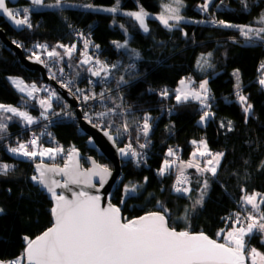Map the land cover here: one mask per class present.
<instances>
[{
    "label": "trees",
    "instance_id": "obj_1",
    "mask_svg": "<svg viewBox=\"0 0 264 264\" xmlns=\"http://www.w3.org/2000/svg\"><path fill=\"white\" fill-rule=\"evenodd\" d=\"M78 1L107 5L116 2V0ZM138 2L146 10L157 15L162 11L163 0ZM203 2L204 0H184L186 7L182 13L186 19L171 31L165 29L154 18L155 16L148 18L150 31L145 33L128 16L82 8H65L62 13L47 8L33 11L31 22L34 27L31 30L17 31L3 17H0V25L6 29L9 37L26 42V46L29 47L38 42L46 43L50 47L57 43L68 44L71 41L78 42V45L83 44L82 39L76 35L77 32L87 35L92 40V45H99V48H90L97 51V58L105 63L120 66L112 71L111 77H108L110 80L108 88H116L120 76L129 81L121 87V93L125 108L131 113L126 117L131 132L118 139L119 145L129 143V136L131 141L139 136V140H144V143L150 145L147 151L148 159L144 164L137 165L134 160L124 162L122 174L124 184H120L111 195L112 200L122 206L125 217L129 219L149 211L160 210L157 202H162L170 211L169 219L172 226L178 229L190 226L192 231L202 230L223 240L217 233L221 229L226 232L231 226V221L226 218L240 211L239 204L243 195L241 189H247L249 193L253 191L264 193V168L260 167L264 161V86L259 83L264 77V69L260 67L261 63H264V44L260 42L246 44L237 29L192 21H207L214 18L233 24L251 23L253 26H261L257 21L260 13L264 12V0H248L247 10L243 8L241 0H223L220 8L215 7L220 4V0H213L208 13L198 8ZM23 3L30 2L22 0L20 4ZM121 24L124 25V29L119 26ZM184 32L187 36L183 35ZM124 40H128L129 49H135L140 53V59H130L128 49L117 48L113 43L114 41L123 43ZM202 56L208 57L212 67L205 66L201 70L197 66V61ZM81 58V55H77L75 63L77 64ZM70 61L65 58L64 62L58 65L68 67L79 80L95 78ZM132 62L139 66V71L132 70L130 78L129 72L125 69ZM235 69H239L241 74L240 92L245 94L248 103L253 105L251 114L243 112V106L236 96V77L233 75ZM9 77L41 83L40 72L28 69L20 61L17 53L0 39V101L26 105L28 109L40 115L42 109L39 108L37 101L27 98L25 93H20ZM185 77H191L195 87H198L201 81L208 80L209 103L212 105L210 111L215 115L204 124L198 123L202 114L199 102L177 104L174 95L167 98L159 95L163 89L174 93L179 87L180 80ZM98 82L99 85H103V80L98 79ZM22 99L28 100V103H22ZM115 99L119 100L118 96ZM55 103L60 110L65 108L64 102ZM146 114L151 116L152 125L147 139L136 127L137 123H142V117ZM222 121L225 124L232 121V131H228L227 127H220ZM116 122L119 124V118ZM22 127L24 124L20 121H12L6 132ZM35 128L37 126H34L33 130ZM33 130L24 129L23 133L29 135ZM52 130L57 137L66 141L69 148L75 146L85 154L96 155L104 164L113 165V162L88 147L89 135L83 132L74 120L68 117L59 119L55 126H52ZM16 135L18 133L12 134L13 137ZM6 139L5 137L0 139L3 160L15 165L16 170L24 169L25 176L15 179L0 175V208L4 209V212L0 213V259L21 256L26 247L23 238L36 237L50 227L54 220L50 213L53 201L30 179L34 174V161L9 152ZM201 139L207 141L212 151L221 150L224 153L217 175L216 177L210 174L202 175L195 169H188L186 175L190 171L194 174L193 181L190 182L191 193L186 196L175 193L173 191L176 182L175 169L163 176L158 173L165 159L167 146L173 145L178 151L182 149L184 156L189 157L195 148L191 141ZM50 161L60 162L58 158ZM83 163L87 164L85 160ZM204 179L209 183L204 204L190 211L188 219L185 220L183 219L185 209H190L194 200L198 198L199 188L202 186L198 181ZM128 181L140 182L141 186L134 196L125 198L123 187ZM253 242L259 250L264 251L258 234L253 237Z\"/></svg>",
    "mask_w": 264,
    "mask_h": 264
},
{
    "label": "snow or ice",
    "instance_id": "obj_2",
    "mask_svg": "<svg viewBox=\"0 0 264 264\" xmlns=\"http://www.w3.org/2000/svg\"><path fill=\"white\" fill-rule=\"evenodd\" d=\"M223 0L215 7L220 8ZM241 4L245 10L248 9V0H241ZM31 7L13 8L9 7V0H0V13L3 14L11 23L20 30H31L34 25L31 22V14L33 11H38L41 8L56 9L61 13L65 8H82L92 11H104L109 13H117L119 9V0H116L115 6L108 8H99L91 3L74 4L69 0H54V3H45V0H30ZM210 5H213V0H204L198 5V8L204 12H209ZM162 11L154 18L160 24L171 31L177 28L186 18L181 14V11L186 7L184 0H170V2L161 5ZM23 13V15H21ZM123 15L132 18L138 24L139 28L145 33L150 31L147 24L148 18L152 15L139 6L136 11H128ZM261 26L256 27L253 24H233L225 20L209 19L207 21H192V23H208L224 28L237 29L239 34L244 38L246 44H256L260 42L264 44V12L260 13L257 21ZM115 23V21H113ZM124 29V25H119ZM71 27V26H70ZM125 31H127L125 29ZM83 41V52L80 65H90L86 69L93 77L107 79L111 76L114 69H118V64L109 65L99 58H94L89 55L88 49L92 45V41L84 36V33L77 32ZM183 35L187 36L184 32ZM19 48H24V44L19 41H13ZM117 48L128 49L130 59H140V53L135 49L128 48V40L123 43L119 41L113 42ZM99 48V45H92ZM34 49H39L40 53L45 54L47 61L54 64L64 62L65 57L71 60L73 53L77 51L75 43L65 45L58 43L56 46L49 49L46 43H37L33 46ZM57 49H62L58 51ZM35 50H32L28 56L29 60H34L40 64L47 62L42 58V55ZM211 53L208 54V57ZM208 57L202 56L197 61V66L203 70L205 66L212 67ZM135 64L130 63L125 69L129 72L130 78L132 70L135 69ZM264 69V63L260 65ZM61 77L64 69L58 68ZM78 75V73H77ZM233 75L236 77V96L239 103L243 106L245 114H251L253 105L248 103V98L240 92V75L239 70H236ZM52 79H57L56 73H51ZM11 83L20 93H26L27 98L36 99L40 92L49 93L46 98H39L38 104L42 109L39 117L31 115L27 110H21L20 107L11 104L0 103V139L6 133L8 124L13 117H18L22 120L25 126L38 124L49 120V112L53 108V99H60L54 90H49L48 87H38L36 83H25L18 77H9ZM124 76H120L117 80V88L121 85L128 84ZM194 82L191 78L180 80L179 87L170 93L168 89L160 91L161 97L167 98L169 95H174L177 104H185L189 101H197L202 110L198 123L204 124L211 119L215 113L211 112L212 107L210 100V90L208 80H203L199 83L198 88L193 87ZM259 83L264 86V77L259 80ZM63 88L68 89L69 93L81 99L85 104L88 101H97L101 103V111L92 113L85 112L83 119L91 127L98 129L113 146H116L118 138L124 134L131 132L130 124L127 116L131 115L130 111L123 107V103L115 104L108 107L104 103L106 97L105 92L97 93L94 90L85 91L77 88L76 92H72L70 85L73 80H60ZM110 92L111 89H106ZM122 101V97L120 98ZM22 103L27 104L28 100L22 99ZM64 116L74 119V113L61 110ZM11 114V115H8ZM60 116L61 113H53ZM119 118V124L116 119ZM151 116L144 115L142 123H137L136 127L145 139H147L152 125L150 123ZM48 124H44L45 131L39 134L33 133L32 139L26 142H17V146L9 147L8 151L16 156L27 158L35 161L39 158V162L35 163V174L30 177L42 191L50 195L54 202L50 209V213L54 218L52 226L48 227L42 234L34 239L25 236L23 239L26 242V247L21 256L13 260H0V264H264V252L256 247H250L248 241L257 234L261 238V244L264 245V193L253 191L249 193L247 189H241L243 195L240 199L241 211L233 213L226 219L231 221V226L225 232L221 229L218 237H222L223 242L218 239H213L204 231L194 232L188 228L177 230L169 226L170 211L165 208L162 202L159 204L160 210L149 211L142 216H137L132 219L123 217L121 207L111 203V200H105L99 194V188H103L113 175L112 170L106 164L98 163L92 158H88L91 163L90 168H84L80 162L81 156L79 150L72 146L65 149L61 145L55 147H44L41 145V137L47 135L52 136L47 132ZM220 127H227L228 131H232V121L221 122ZM129 143L124 147H118L117 151L123 158L134 160L137 165L142 162V152L137 151L133 146L131 137ZM139 149L147 148V143H138L139 136L136 137ZM88 142L94 144L95 141L91 136L88 137ZM194 144L195 151L191 153V158L182 160L177 155L178 149L169 148L167 157L164 159L161 168L158 170L159 175L163 176L170 173L173 169L176 171V182L173 186V191L181 195H188L192 189L190 187V179L186 175L187 169H195L200 174H210L216 177L221 161L224 157L223 152H212L209 149L206 140L191 141ZM60 156L63 158V166L56 163H45L44 157L50 160ZM203 160V166L201 161ZM247 163V161H245ZM264 168V161L260 164ZM15 169V165L0 162V175L7 176ZM57 176L63 179H57ZM147 182V177H145ZM202 186L199 188V196L194 200L190 209H185L183 219H188L190 211L197 207H202L205 196L209 188L207 179L198 181ZM72 185L79 186V190H73ZM99 185V188H97ZM86 188L97 189V194L85 190ZM57 189H65L71 193L69 195L64 192H57ZM138 186L136 184L125 185L123 187V196L130 198L137 193ZM10 191V190H9ZM123 204V200L121 201ZM4 209L0 208V213Z\"/></svg>",
    "mask_w": 264,
    "mask_h": 264
},
{
    "label": "rangeland",
    "instance_id": "obj_3",
    "mask_svg": "<svg viewBox=\"0 0 264 264\" xmlns=\"http://www.w3.org/2000/svg\"><path fill=\"white\" fill-rule=\"evenodd\" d=\"M69 2L70 3H74V4H84V3H87V2H82V1H78V0H69ZM167 2H170V0H163V2H162V4L163 3H167ZM45 3H54V0H47ZM91 4H93V5H95V6H97V7H99V8H108V7H112V6H115V3H113V4H109V5H107V4H95V3H91ZM139 6H141L140 4H139V2H138V0H119V9H120V11L119 12H117L118 14H121V15H123V13H125V12H128V11H136V10H138V8H139ZM23 7H31V5H30V3H23V4H18V5H15V6H13V8H23ZM145 9V8H144ZM146 10V9H145ZM146 11H148V10H146ZM150 14H152L151 16H157V14L156 13H154V12H150V11H148ZM183 9H182V11H181V14L183 15ZM22 14V13H21ZM184 16V15H183ZM185 17V16H184ZM254 26H256V27H259L258 25H254ZM83 33V32H82ZM84 36L86 37L87 35H85L84 34ZM88 37V36H87ZM18 41V40H17ZM92 41V40H91ZM20 42V41H19ZM38 43H40V42H38ZM73 43H75L76 45H77V51L75 52V53H73V56L71 57V63L72 64H74L75 63V58H76V56L77 55H81V53L83 52V44H80V45H78V42H72V43H68V44H65V45H71V44H73ZM37 44V43H36ZM58 44V43H57ZM57 44H54L52 47H54V46H56ZM64 44V43H63ZM24 47H25V45H24ZM52 47H50L49 46V49H51ZM26 48V51H27V53H28V55H30V51H28L27 49H28V47L26 46L25 47ZM90 48H93V46L92 45H90L89 46V49H88V52H89V55H91V56H93L94 58H97V56H98V53H97V51H95V49H93V50H90ZM33 50V49H32ZM35 51H37L38 53H40V50L39 49H34ZM58 51H61L62 53H63V50L62 49H57ZM41 54V53H40ZM81 57H82V55H81ZM42 58L44 59V58H46L47 59V57H46V55L45 54H42ZM65 58H67V57H65ZM83 58V57H82ZM81 58V59H82ZM68 59V58H67ZM80 59V60H81ZM80 60H79V62L76 64L75 63V65H77L78 67H80L81 69H85V73L87 74H89V75H91L89 72H87L86 71V69L88 68L87 67V65H83V66H81L80 65ZM101 60V59H100ZM101 61H103V60H101ZM74 62V63H73ZM104 62V61H103ZM132 63H134V64H136L135 62H132ZM79 64V65H78ZM108 64V63H107ZM109 65H111V64H109ZM137 65V64H136ZM138 66V65H137ZM90 67V66H89ZM46 68H47V66H46ZM62 68H66V69H69L68 67H65L64 65H63V67ZM135 71H139V66H138V68L137 69H134ZM236 70H239V69H235L234 70V72L236 71ZM47 72H48V75H50L51 76V73L52 72H50L49 70H48V68H47ZM69 74H70V76L73 78V79H75L76 80V82L80 85V86H82L83 88H85L84 87V84H88V82H89V80H91V79H93V80H95V81H98V79H101V80H104V79H102V78H99V77H95V78H89V79H87V80H79V79H77L72 73H71V70L69 69ZM239 75H240V83H241V74H240V71H239ZM57 76V75H56ZM111 77V76H110ZM184 79V78H183ZM57 80L59 81V83H60V78L57 76ZM25 81V80H24ZM86 81H87V83H86ZM193 81V80H192ZM25 83H28V84H31V82H27V81H25ZM34 83V82H33ZM45 83H49L51 86H52V88H53V90L58 94V96L60 97V99H53V108H52V110L49 112V118L50 117H52V116H55V118L56 119H60V117L59 116H56V115H54L53 113H61V115H63V113H62V109L60 110L59 109V107H57L56 106V103L55 102H58L59 104H61L62 102H64L65 103V108H63V110L64 111H68L70 108H74V110L72 111V113H74V119H72V120H74L75 122H77V124H78V116H77V114H76V106L75 105H72L71 103H69V101H67L66 99H65V97L58 91V89L51 83V82H46V81H42L41 80V83L40 82H38V83H36L37 84V86L38 87H45ZM123 85H121L120 87H122ZM117 87V86H116ZM119 87V89H121ZM208 87H209V90H210V86H209V84H208ZM198 88V87H197ZM91 89V88H90ZM72 92L73 93H75L76 92V89H73L72 88ZM26 94V93H25ZM48 94L49 93H47V92H40V93H38L37 94V98L36 99H34V100H36L37 101V103H38V99L39 98H46L47 96H48ZM119 95V96H118ZM121 95V96H120ZM242 95H245V94H242ZM117 96H118V98H119V100H116L115 98H113L112 97V99L115 101V104H117V102L119 103V104H121V102L123 103V107L125 108V103H124V101H123V98H122V101H121V97H123L122 96V93H121V90L120 91H117ZM246 96V95H245ZM78 99V98H77ZM79 100V102L81 103V99H78ZM0 103H3V104H11V105H13V106H16V107H20L21 108V110H27L31 115H33V116H36V117H39V114L38 113H34L33 111H31L30 109H28V106H26V105H24V106H22V105H18V104H15V103H7V102H1L0 101ZM251 104V103H250ZM39 105V104H38ZM79 107H81V108H83V110H84V112H89V110L88 109H85L84 107H82V106H80V104L78 105ZM40 108V107H39ZM41 109V108H40ZM39 109V110H40ZM95 109V108H94ZM96 110H93V112H95ZM212 112V111H211ZM8 115H11V114H8ZM62 117H67V116H62ZM12 121H20L21 123H23L22 122V120H20V118H18V117H13V119L12 120H10V121H6V123L8 124V127H9V125H10V123L12 122ZM44 124H49V122L48 121H43V120H41V124L40 125H37V124H34V125H30V126H25L24 125V127H22V128H19L18 130H13V131H9V132H6L4 135H3V137H5V138H7L6 139V145H8L7 146V150H8V148L9 147H15V146H17V142L18 141H20V142H26V141H28V140H30V139H32V133H37L38 131H39V129H40V127L41 128H43L44 127ZM34 126H37V128H35L34 130H33V127ZM79 126V125H78ZM80 128V127H79ZM131 128V127H130ZM24 129H29L30 131L31 130H33L31 133L29 132V135H27V134H25V133H23V130ZM13 133H18V135H16V136H12V134ZM21 133V134H20ZM60 139H62V138H60ZM66 142V141H65ZM40 143H41V145L42 146H44V147H54L52 144H50V145H48V144H45L42 140H40ZM132 143H133V146L134 147H136L137 148V151H141L142 152V156L146 153V155H148V149H149V146H147V148H145V149H143V150H141V149H139V147H138V144H137V140H132ZM138 143H144V140H139L138 141ZM67 144V143H66ZM148 144V143H147ZM150 144V143H149ZM196 147V146H195ZM173 149H175V146H174V148ZM210 149V148H209ZM211 150V149H210ZM193 151H195V148H194V150ZM212 151V150H211ZM212 152H221V150H213ZM13 154V153H12ZM15 155V154H14ZM177 155L180 157V159H182V160H188V159H190L191 158V156H189V157H185L184 156V153H183V150L182 149H180L178 152H177ZM3 157H4V154H3V152L0 150V162H2V163H8L9 164V162H6V161H4L3 160ZM18 157H20V156H18ZM165 157H166V155H165ZM21 158H24V157H21ZM57 158H59V157H57ZM44 160H49L50 161V159L48 158V157H44L43 158ZM148 159V158H147ZM36 161V160H35ZM34 161V162H35ZM59 161H60V159H59ZM112 162V161H111ZM128 162V161H127ZM55 163H59L58 161L57 162H55ZM103 163V162H102ZM201 163H202V166H203V160L201 161ZM124 165V164H123ZM111 167H113V165L111 166ZM188 170V169H187ZM123 174V173H122ZM189 175H191L192 176V178H194V174H193V172H188L187 173V176H189ZM207 175V174H206ZM24 176H25V170L24 169H14L13 171H11L10 173H9V175H7V176H3V177H5V178H15V179H21V178H24ZM193 181V180H192ZM191 181V182H192ZM120 184H124L123 183V176L121 175L120 176V178H119V182H118V187L120 186ZM130 184H136L137 186H138V188L141 186V183L140 182H135V181H131V182H129L128 181V183L126 182V185H130ZM117 187V188H118ZM190 187H191V189H192V186L190 185ZM116 188V189H117ZM137 191H138V189H137ZM115 192V191H114ZM112 195V194H111ZM112 199V198H111ZM117 204V203H116ZM119 205V204H118ZM240 205V204H239ZM121 206V205H120ZM122 207V206H121ZM239 210L241 211V206H239ZM183 216H184V214H183ZM129 219V218H128ZM248 244H249V246L250 247H256L255 246V244H254V242H253V238L252 239H250L249 241H248ZM257 248V247H256ZM258 249V248H257ZM259 250V249H258ZM261 251V250H260ZM262 252H264V251H262ZM13 259H15V258H12V259H0V260H5V261H8V260H13Z\"/></svg>",
    "mask_w": 264,
    "mask_h": 264
},
{
    "label": "water",
    "instance_id": "obj_4",
    "mask_svg": "<svg viewBox=\"0 0 264 264\" xmlns=\"http://www.w3.org/2000/svg\"><path fill=\"white\" fill-rule=\"evenodd\" d=\"M20 1H22V0H9V7H10V4L16 5ZM25 1L30 2V0H25ZM46 1L47 0H45V2ZM0 17H3L10 24V26L12 28H14L15 30L23 31V30L17 29L11 23V21H9L6 17L3 16L2 13H0ZM0 39L4 43H6L8 47L12 48L17 53L20 61L28 69L39 71L42 81L51 82L58 89V91L65 97V99L67 101H69V103H71L72 105L76 106V114L78 116V125H79V127L82 129L83 132L87 133L95 141L94 144H90L88 142V139H87L88 147L91 148V149H94L97 152L98 155L104 156L106 159H108V160L113 162V167L109 166V168L112 170L113 175L109 178L108 182L104 185L103 188H99V185H97V188H99V194L102 197H104L105 200L110 199L112 204L120 206V205L116 204L111 199V194H113L114 191L116 190V188L118 187L119 178H120V176L123 173V164H124V162L131 161V159L121 157L119 155L118 151H117L118 147H124L125 145H123V146L119 145L118 140H117L116 146H113L111 144V142L98 129H95V128L91 127L90 125H88L87 122L83 119V115H84L85 112H84L83 108L78 106L80 104V102L77 99V97L72 95L71 93H69L68 89L63 88L57 79H52L51 76L48 75L47 68H46L45 64H40L38 62H35L34 60H29L28 59L29 55H28L27 51L25 50V48L17 47V45L13 43V41H17V40L9 37L6 29L3 26H1V25H0ZM77 149L80 152V156H81L80 162H81V164H82V166L84 168H90L91 167V163H90V160L88 158H92V159L96 160L98 163L104 164L97 158L96 155H94V154H85L80 148H77ZM83 160H86L88 164L87 165L83 164ZM38 162H39V160L35 161L34 165H35V163H38ZM44 162L45 163H49V164L55 163V162H51V161H48V160H44ZM56 164H59V165L63 166V164H61V163H56ZM34 174H35V167H34ZM56 178L57 179H61V180L63 179V177H61V176H57ZM70 187H72L73 190H79V186L72 185ZM85 190L91 192L92 194H97V189L86 188ZM57 192L58 193L59 192H64V194L69 195V197H71V193L68 192L65 189H57ZM46 194L50 198V195L48 193H46ZM53 204H54V202H53ZM154 211H158V210H154ZM121 214H122L123 217H125L122 207H121ZM144 214H142V215H144ZM142 215H139V216H142ZM169 226L170 227H174V226H172V224L170 222V219H169ZM174 228H176V227H174ZM176 229L178 231L179 230H183V229H178V228H176ZM194 232H199V231H194ZM205 233L207 235H209L213 239H218V238L213 237L212 235H210L207 232H205ZM40 234H42V232ZM40 234H38V235H40ZM218 240H219V242H223V240H221V239H218ZM25 264H26V261H25Z\"/></svg>",
    "mask_w": 264,
    "mask_h": 264
},
{
    "label": "built area",
    "instance_id": "obj_5",
    "mask_svg": "<svg viewBox=\"0 0 264 264\" xmlns=\"http://www.w3.org/2000/svg\"><path fill=\"white\" fill-rule=\"evenodd\" d=\"M210 15V14H209ZM217 20H223V19H217ZM26 47V45H25ZM24 47V48H25ZM28 47V51H32V48L33 46H27ZM26 50V48H25ZM42 55V54H41ZM47 62V68L50 72L52 73H56V75L60 78V79H63L64 81H68L69 79H72L73 80V84L70 85L71 88L73 89H77V88H80V89H84L86 92L89 91V90H94L95 92L97 93H100V92H105L106 94V97H110V99H105L104 103L107 104L108 107H112L113 106V98L117 97V91H120L121 89L119 88H112L110 92L106 91V89H109L108 86L110 84V80L109 78L107 79H104L103 80V85H99V82L98 81H95L93 79L89 80L88 84H84V87L83 88L82 86H80L75 79H73L70 74H69V69H66V68H63L64 69V72H63V76L61 77L60 73L58 72V68L62 67L58 64H54L53 62L51 61H47L46 58H44ZM135 69L138 68V66L135 64ZM87 83V81H86ZM45 86L49 88V90H53L52 86L49 84V83H45ZM124 86V85H123ZM91 88V89H90ZM121 88V87H120ZM119 96V95H118ZM121 96V95H120ZM115 102V101H114ZM80 106L84 107L85 109H88L89 110V113H92L93 110H96V111H101L103 110L102 109V105L101 103H98L97 101H88L86 104L81 100V103H80ZM95 108V109H94ZM74 110V108H70L67 112H72ZM172 111V110H171ZM63 115H60V119L64 118L62 117ZM49 120L51 121V123L48 124V127H47V132H50L52 134L51 137L45 135L43 137H41V140L45 143V144H52L54 147L57 146V145H61L63 146L66 150L69 149L68 145L66 144V142L63 140V139H60L59 137L56 136V134L54 133V131L52 130V126H55L56 124V121L58 119L55 118V116H52L49 118ZM40 123H38L37 125H40ZM42 131H45V128H41L39 129V131L36 133V134H39L40 132ZM169 148H174L173 145H169L167 146V151ZM167 151H166V154H167ZM60 161L64 162L63 158L58 156ZM143 159H142V162L140 164H144L146 161H147V158H148V155H146V153L142 156ZM168 158L167 155L165 157V159ZM189 179H190V182L193 180L192 176L189 175L188 176ZM241 206V205H240Z\"/></svg>",
    "mask_w": 264,
    "mask_h": 264
},
{
    "label": "bare ground",
    "instance_id": "obj_6",
    "mask_svg": "<svg viewBox=\"0 0 264 264\" xmlns=\"http://www.w3.org/2000/svg\"><path fill=\"white\" fill-rule=\"evenodd\" d=\"M71 42H73V41H71ZM71 42H69V43H71ZM22 43H23V41H22ZM24 45H27V43L25 42V43H23ZM37 161V160H36ZM86 161V160H85ZM60 163L62 164V161H60ZM86 163H87V161H86ZM84 164V163H83ZM88 164V163H87ZM87 164H85V165H87Z\"/></svg>",
    "mask_w": 264,
    "mask_h": 264
},
{
    "label": "crops",
    "instance_id": "obj_7",
    "mask_svg": "<svg viewBox=\"0 0 264 264\" xmlns=\"http://www.w3.org/2000/svg\"><path fill=\"white\" fill-rule=\"evenodd\" d=\"M185 78H191V77H185ZM185 78H184V79H185ZM191 80H192V78H191ZM179 86H180V85H179ZM192 86L195 87L193 84H192Z\"/></svg>",
    "mask_w": 264,
    "mask_h": 264
},
{
    "label": "flooded vegetation",
    "instance_id": "obj_8",
    "mask_svg": "<svg viewBox=\"0 0 264 264\" xmlns=\"http://www.w3.org/2000/svg\"><path fill=\"white\" fill-rule=\"evenodd\" d=\"M20 2H21V1H20ZM20 2H19L18 4H20ZM18 4H16V5H18ZM13 6H15V5L12 4L10 7H13Z\"/></svg>",
    "mask_w": 264,
    "mask_h": 264
},
{
    "label": "clouds",
    "instance_id": "obj_9",
    "mask_svg": "<svg viewBox=\"0 0 264 264\" xmlns=\"http://www.w3.org/2000/svg\"><path fill=\"white\" fill-rule=\"evenodd\" d=\"M59 159V158H58ZM60 163V162H59ZM62 164H63V162H62Z\"/></svg>",
    "mask_w": 264,
    "mask_h": 264
}]
</instances>
